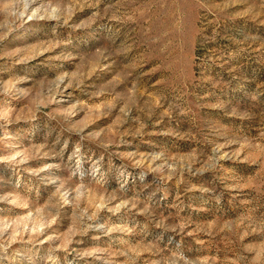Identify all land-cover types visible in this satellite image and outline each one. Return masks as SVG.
I'll list each match as a JSON object with an SVG mask.
<instances>
[{
	"label": "rangeland",
	"instance_id": "obj_1",
	"mask_svg": "<svg viewBox=\"0 0 264 264\" xmlns=\"http://www.w3.org/2000/svg\"><path fill=\"white\" fill-rule=\"evenodd\" d=\"M0 264H264V0H0Z\"/></svg>",
	"mask_w": 264,
	"mask_h": 264
}]
</instances>
